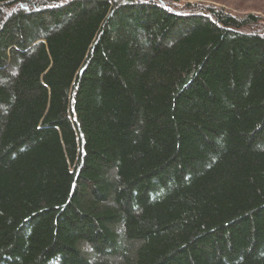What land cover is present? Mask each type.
<instances>
[{
  "label": "trees",
  "instance_id": "16d2710c",
  "mask_svg": "<svg viewBox=\"0 0 264 264\" xmlns=\"http://www.w3.org/2000/svg\"><path fill=\"white\" fill-rule=\"evenodd\" d=\"M0 264H264V15L0 0Z\"/></svg>",
  "mask_w": 264,
  "mask_h": 264
},
{
  "label": "rangeland",
  "instance_id": "374dc122",
  "mask_svg": "<svg viewBox=\"0 0 264 264\" xmlns=\"http://www.w3.org/2000/svg\"><path fill=\"white\" fill-rule=\"evenodd\" d=\"M182 2L216 3L236 13L255 12L264 15V0H180ZM25 8L26 5H21Z\"/></svg>",
  "mask_w": 264,
  "mask_h": 264
}]
</instances>
